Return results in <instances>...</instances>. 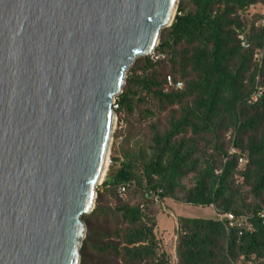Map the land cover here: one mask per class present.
<instances>
[{
	"label": "trees",
	"instance_id": "obj_1",
	"mask_svg": "<svg viewBox=\"0 0 264 264\" xmlns=\"http://www.w3.org/2000/svg\"><path fill=\"white\" fill-rule=\"evenodd\" d=\"M263 7L179 0L154 52L131 66L114 103L126 128L82 217L79 264H171L150 194L160 205L212 207L246 224L177 218L175 264H264V30L252 11ZM256 86L263 94L252 103Z\"/></svg>",
	"mask_w": 264,
	"mask_h": 264
},
{
	"label": "water",
	"instance_id": "obj_2",
	"mask_svg": "<svg viewBox=\"0 0 264 264\" xmlns=\"http://www.w3.org/2000/svg\"><path fill=\"white\" fill-rule=\"evenodd\" d=\"M178 3L0 0V264H79L115 99Z\"/></svg>",
	"mask_w": 264,
	"mask_h": 264
},
{
	"label": "rangeland",
	"instance_id": "obj_3",
	"mask_svg": "<svg viewBox=\"0 0 264 264\" xmlns=\"http://www.w3.org/2000/svg\"><path fill=\"white\" fill-rule=\"evenodd\" d=\"M261 10L262 9L260 8H255L252 11L260 12ZM125 128L126 125L123 118L118 119V116L116 115L111 147L109 149V159L111 154H115L116 156H118L116 149L118 143L121 140V137L119 136H122ZM156 213V233L160 238L162 249L171 257V264L176 263L174 256V234L176 232V219H212L215 217L207 207H195L186 204H179L169 199L164 200L163 205H159V207L156 208Z\"/></svg>",
	"mask_w": 264,
	"mask_h": 264
},
{
	"label": "built area",
	"instance_id": "obj_4",
	"mask_svg": "<svg viewBox=\"0 0 264 264\" xmlns=\"http://www.w3.org/2000/svg\"><path fill=\"white\" fill-rule=\"evenodd\" d=\"M260 15H261V17L259 18V20L255 24V27L264 30V7L260 11ZM262 56H263V52L257 51L254 54V60L260 64ZM170 85H171V81H170V79H167V86H170ZM180 87H181L180 84L176 85V88L179 89ZM262 94H263L262 87L256 86L254 92L250 96L249 101L252 103L256 102L261 97ZM114 109H116L115 105H114ZM229 154L230 155H237L238 152L234 149H231L229 151ZM237 165H238V168L241 171H243L247 165V160L243 157H240L237 160ZM219 173H220V171H218V170L215 171V174H219ZM123 192H124V190H121V193H123ZM150 198L155 202L156 205H160V202L158 201L157 197L154 194H150ZM259 218L264 223V212L260 213ZM215 219L220 223H223V224L225 223L227 228H232L234 225H239V224L244 225V226L246 225L244 223L243 219H236L230 214H225V215L216 214Z\"/></svg>",
	"mask_w": 264,
	"mask_h": 264
},
{
	"label": "bare ground",
	"instance_id": "obj_5",
	"mask_svg": "<svg viewBox=\"0 0 264 264\" xmlns=\"http://www.w3.org/2000/svg\"><path fill=\"white\" fill-rule=\"evenodd\" d=\"M174 14H175V9H174L173 12H172V15H171V17H170V20H169L167 26L172 22V19H173ZM109 149H110V147H109ZM109 149H108V152H107V155H106V161H105V164H104V166H103V170H102V173H101V175H100V179H99V181H98V184L102 183V181H103V179H104V176H105V174H106L107 168H108Z\"/></svg>",
	"mask_w": 264,
	"mask_h": 264
},
{
	"label": "crops",
	"instance_id": "obj_6",
	"mask_svg": "<svg viewBox=\"0 0 264 264\" xmlns=\"http://www.w3.org/2000/svg\"><path fill=\"white\" fill-rule=\"evenodd\" d=\"M166 200H167V199H166ZM163 203H164V201H163ZM163 203H162V205H163ZM208 209L210 210V212L213 213L214 216L216 215V213H215V211H214V209H213L212 207H208ZM214 218H215V217H214Z\"/></svg>",
	"mask_w": 264,
	"mask_h": 264
}]
</instances>
